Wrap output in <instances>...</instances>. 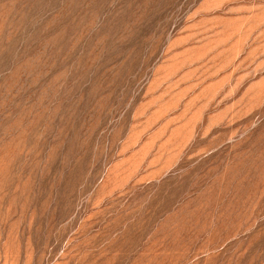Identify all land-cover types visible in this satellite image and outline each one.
<instances>
[{"label": "rangeland", "instance_id": "1", "mask_svg": "<svg viewBox=\"0 0 264 264\" xmlns=\"http://www.w3.org/2000/svg\"><path fill=\"white\" fill-rule=\"evenodd\" d=\"M0 264H264V0H0Z\"/></svg>", "mask_w": 264, "mask_h": 264}]
</instances>
